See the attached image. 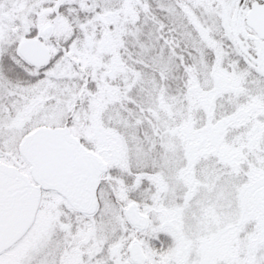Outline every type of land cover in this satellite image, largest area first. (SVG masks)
Segmentation results:
<instances>
[{
  "label": "snow or ice",
  "instance_id": "obj_1",
  "mask_svg": "<svg viewBox=\"0 0 264 264\" xmlns=\"http://www.w3.org/2000/svg\"><path fill=\"white\" fill-rule=\"evenodd\" d=\"M0 264H264V0H0Z\"/></svg>",
  "mask_w": 264,
  "mask_h": 264
}]
</instances>
